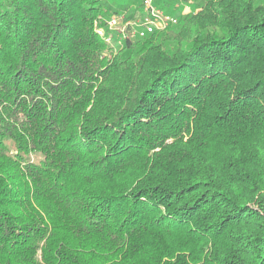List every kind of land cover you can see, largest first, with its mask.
Returning a JSON list of instances; mask_svg holds the SVG:
<instances>
[{"label": "trees", "instance_id": "trees-1", "mask_svg": "<svg viewBox=\"0 0 264 264\" xmlns=\"http://www.w3.org/2000/svg\"><path fill=\"white\" fill-rule=\"evenodd\" d=\"M142 4L0 0V264H264V0Z\"/></svg>", "mask_w": 264, "mask_h": 264}, {"label": "built area", "instance_id": "built-area-1", "mask_svg": "<svg viewBox=\"0 0 264 264\" xmlns=\"http://www.w3.org/2000/svg\"><path fill=\"white\" fill-rule=\"evenodd\" d=\"M157 0H143L142 14L136 19H126L125 15L117 14L112 16L106 22V26H97L96 32L100 36H105L107 30L110 35L118 34L117 37H145L155 30H163L175 24L177 18L174 15L166 13L156 4ZM129 32H127V30Z\"/></svg>", "mask_w": 264, "mask_h": 264}, {"label": "rangeland", "instance_id": "rangeland-1", "mask_svg": "<svg viewBox=\"0 0 264 264\" xmlns=\"http://www.w3.org/2000/svg\"><path fill=\"white\" fill-rule=\"evenodd\" d=\"M199 1L200 0H186V1L185 0H178V3L174 6V10L172 13L177 18V17L181 16L182 14L193 11V10H195L196 5H197V3H199ZM184 3H186V5ZM114 7H117L116 2H114ZM119 9H121V8H119ZM167 13H168V10H167Z\"/></svg>", "mask_w": 264, "mask_h": 264}]
</instances>
